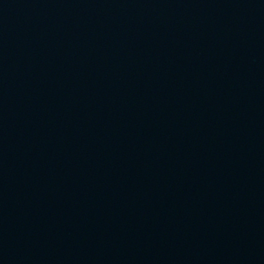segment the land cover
Instances as JSON below:
<instances>
[{
	"label": "water",
	"instance_id": "water-1",
	"mask_svg": "<svg viewBox=\"0 0 264 264\" xmlns=\"http://www.w3.org/2000/svg\"><path fill=\"white\" fill-rule=\"evenodd\" d=\"M0 264H264V0H0Z\"/></svg>",
	"mask_w": 264,
	"mask_h": 264
}]
</instances>
